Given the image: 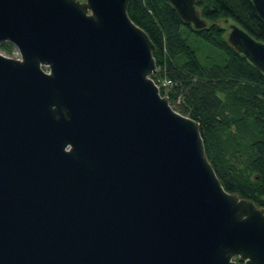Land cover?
I'll return each mask as SVG.
<instances>
[{
  "label": "water",
  "instance_id": "1",
  "mask_svg": "<svg viewBox=\"0 0 264 264\" xmlns=\"http://www.w3.org/2000/svg\"><path fill=\"white\" fill-rule=\"evenodd\" d=\"M129 1L0 0L20 53L0 52V264H264V207L223 187L160 93ZM227 39L264 73V41Z\"/></svg>",
  "mask_w": 264,
  "mask_h": 264
},
{
  "label": "trees",
  "instance_id": "2",
  "mask_svg": "<svg viewBox=\"0 0 264 264\" xmlns=\"http://www.w3.org/2000/svg\"><path fill=\"white\" fill-rule=\"evenodd\" d=\"M196 6L203 28L184 22L168 0H130L127 11L155 45L152 79L173 109L198 122L223 187L264 207V73L218 22L229 20L264 41V20L252 0H196ZM14 50L0 42V51ZM164 79L171 84L161 85Z\"/></svg>",
  "mask_w": 264,
  "mask_h": 264
},
{
  "label": "rangeland",
  "instance_id": "3",
  "mask_svg": "<svg viewBox=\"0 0 264 264\" xmlns=\"http://www.w3.org/2000/svg\"><path fill=\"white\" fill-rule=\"evenodd\" d=\"M224 28H226V30H227V35H228V32H229V30H230V25L232 24V22L231 21H229V20H224L223 18H221L219 21H218ZM2 54H4V55H7V56H13L12 55V52H11V54H6V53H4L3 51H0ZM160 84V83H159ZM161 85H164V81L163 82H161ZM159 86V85H158Z\"/></svg>",
  "mask_w": 264,
  "mask_h": 264
},
{
  "label": "built area",
  "instance_id": "4",
  "mask_svg": "<svg viewBox=\"0 0 264 264\" xmlns=\"http://www.w3.org/2000/svg\"><path fill=\"white\" fill-rule=\"evenodd\" d=\"M80 1H84V0H80ZM12 55H13L12 57H15V58L20 57V53L16 48L14 51H12ZM163 81H164V85H170L171 84V81L169 79H164Z\"/></svg>",
  "mask_w": 264,
  "mask_h": 264
}]
</instances>
